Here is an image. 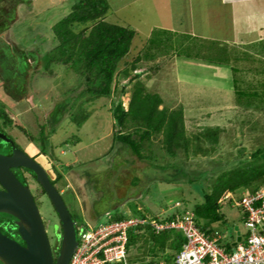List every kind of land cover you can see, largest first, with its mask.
<instances>
[{"label": "rangeland", "instance_id": "1", "mask_svg": "<svg viewBox=\"0 0 264 264\" xmlns=\"http://www.w3.org/2000/svg\"><path fill=\"white\" fill-rule=\"evenodd\" d=\"M74 1L0 0V49L3 43L9 44V51L22 54L23 64L27 65L16 68L11 62L8 64L4 60L8 59L7 54L1 50L0 78L3 77L0 79V112L9 118L13 116L11 118L15 121L5 130L25 152L37 156L51 176L56 178L59 173L63 175L59 186L68 192L63 195L77 221L90 222L92 226V223L104 220V213L108 210H121L129 218H137L133 216V208L137 207L146 212L149 219L157 220L191 211L195 204L202 201L203 187L209 189L221 172L253 159L252 154L264 148V108L260 100V96L264 97V37L253 45L240 46L242 50L236 52L239 58L237 60L233 56L232 62L239 70L230 69L228 65L226 68L227 46L226 51L216 57L217 64L200 65L189 59L181 60L179 53L173 52L175 48L170 49L169 45H163V51L157 53L154 59L138 62L143 81L150 90L162 96L164 103L161 107L184 108L188 137L201 133L205 127H219L221 130L220 142L214 148L209 141L201 142L202 149L209 150L207 154L194 151L186 154L180 149L175 159L163 157L165 151L161 148V134L153 138L152 147L158 150L155 163L165 166L175 162L180 166L164 171L152 166L147 158L139 159L131 152L119 153L121 144L113 141L116 131L113 108L118 102L115 91L111 97L102 96L86 102V94L80 93L78 86L81 76L72 68L54 63L52 74L45 71L41 57L58 44L52 26L71 11ZM108 1V20L115 21L116 17L110 19L115 0ZM126 1L129 0H118L117 3ZM255 4L249 2L245 9L248 11ZM2 7L13 11V20H7ZM146 7L139 2L137 10L124 9L119 15L129 22L140 24L145 33L149 32L147 29L151 24L163 26L167 23V5L157 6L158 14L153 17L147 14ZM155 31L153 37L159 41L161 35ZM259 35L264 36V27L259 29ZM139 38L135 42L148 37L141 35ZM244 38L249 40L248 36ZM180 39L185 38L180 36ZM204 45V49L210 51L217 43L207 42ZM175 46L181 53L187 50L178 43ZM133 48L126 58L129 64L136 56ZM208 52L194 54L202 57L203 53L208 55ZM3 62L7 64L5 68ZM125 66L126 63L122 68ZM127 80L122 76L115 81L113 89L116 85L121 87ZM225 80L227 83L224 84ZM129 98V92L122 97L126 109ZM86 113L88 118L83 119ZM72 117L81 119V123L77 124ZM40 131H44V134ZM44 147L46 154L40 151ZM174 174L182 175V178L172 182L161 180L163 176ZM190 178L195 179V184L190 182ZM31 183L39 192V186L33 179ZM247 190H237L221 203L224 220L215 224V228L221 232L222 240L231 245L233 239L237 238L236 225L242 232L247 231L243 211L235 205L242 198V192ZM38 192L42 202L39 208L46 222L47 218L53 219L55 214L54 217L50 215V212H54L50 201ZM229 198L233 201L229 202ZM45 225L50 238L57 243L55 226L49 222ZM136 250L132 248L131 253ZM143 256L144 262L154 259L147 251ZM161 256L159 253L154 261L163 260Z\"/></svg>", "mask_w": 264, "mask_h": 264}, {"label": "trees", "instance_id": "2", "mask_svg": "<svg viewBox=\"0 0 264 264\" xmlns=\"http://www.w3.org/2000/svg\"><path fill=\"white\" fill-rule=\"evenodd\" d=\"M109 9L108 0H75L71 11L52 26L58 44L41 57L45 71L52 74L54 63L72 68L81 76L78 86L80 93L86 94V102L102 96L111 97L116 92L118 102L113 108L114 126L116 127L113 141L115 144H121L119 153L121 151L126 154L131 152L139 159L147 158L151 160L152 166L164 171L168 168L178 167L179 165L175 162H170L165 166L155 163L158 159V150L152 147V140L161 134V148L165 151L162 155L165 158L175 159L180 149H183L186 154L191 151L207 154L209 150H203L201 142L209 141L214 148L220 142V128L205 127L201 133L194 137H188L184 108H170L166 105L161 107L164 103L162 96L148 88L142 79L143 72L138 71V62L141 57L136 58L130 64L127 62L126 58L130 53L136 31L132 27L108 20ZM124 63L126 66L122 68ZM233 68L239 70L237 67ZM122 76L128 80L121 87L119 86L120 88L116 85L114 90L113 84ZM130 85L132 87L129 90ZM128 92L130 98L126 109L122 97ZM260 100H262L264 108V97L260 96ZM87 115L86 113V116L82 118H88ZM3 116L6 118L7 124L15 122L7 115ZM3 116L1 115V117ZM72 119L77 124L81 123V119L77 120L76 117H72ZM40 132L42 135L44 134V131ZM30 138L33 139L32 136ZM193 138L198 140L194 142ZM45 149L46 147L41 150L46 154ZM252 155L253 159L242 161L237 166L221 172L212 181L209 189L205 187L201 189L202 201L195 204L191 210L195 214V222L201 230L212 233L214 236L215 224L224 220L221 203L227 198L228 193L233 194L243 188L255 191L264 183V148L257 149ZM25 170L34 174L29 168H25ZM62 176L59 173L55 180L59 181ZM197 176L201 177V175ZM180 178L182 175L179 177L174 174L173 176H163L161 180L172 182ZM194 180V178H190L191 183ZM23 182L27 183V180H23ZM44 192L45 190L42 188V194ZM232 201L233 199L229 198V202ZM183 214L184 212L176 213L161 221H171ZM104 216V220H98L92 223V226L130 217L121 210H108ZM133 216L146 219L147 222L128 229L127 254L129 253V255L126 262L128 264H159L161 261L164 263L160 264H175L177 254L183 249L187 240L184 231L179 228H164L157 231L150 222L152 219H149L146 212L138 207L133 208ZM89 228L90 224L79 221L77 226L79 242L82 231ZM220 242H225L226 249L227 246L231 247L227 241L221 239ZM132 248H136V252L131 253ZM146 251L156 260L160 253L163 260L154 261L152 259L144 262L143 255ZM0 263L4 264L1 261Z\"/></svg>", "mask_w": 264, "mask_h": 264}, {"label": "crops", "instance_id": "3", "mask_svg": "<svg viewBox=\"0 0 264 264\" xmlns=\"http://www.w3.org/2000/svg\"><path fill=\"white\" fill-rule=\"evenodd\" d=\"M117 2L118 0H115V6L110 13V19L116 17L115 23H119L118 21H120L125 26L132 27L136 31L131 47L132 49L134 45H136L133 48L134 54H136L133 60L138 57H141L139 61L154 59L157 53L163 51V45H169L170 49L175 48L173 52L179 53L181 60L189 59L192 63H200V65L211 62L217 64L216 57L219 56L218 54H220V52L224 53L226 51L225 47L227 46V59H225L227 61L226 68L228 65L230 69H233L235 66L232 65L233 56L236 58V52L242 50L240 46L246 47V45H253L260 42L262 37H264L259 35V29L264 27V0H129L125 3ZM139 2L147 6L145 9L148 10L147 14L151 15V17L158 14L159 9L157 6L167 5L168 9L165 13L168 17L167 23L163 26L160 24H155V26L151 24L147 29L149 32L145 33L142 31L140 24L129 22L119 15V12L123 13L124 9L128 10L129 8V10H137L138 8L136 9V5ZM249 2H256V4L247 11L245 7H247ZM147 14L145 13L144 15ZM154 30H156L155 32H157L158 35H161L159 41L155 40L153 37ZM6 31H8V29ZM172 33H174V35H172ZM252 34L257 35L251 36ZM141 35H146L148 38L140 40V42H135L136 38H139ZM180 36L185 39L178 40ZM244 36H248L249 40H245ZM0 40H2V38H0ZM202 41L203 43H201ZM207 42L217 43L214 49H210V51L214 52L213 54L208 49H204V44ZM177 43L181 48H184V50L187 49L186 52H179V48L175 46ZM199 43H201V45H199ZM140 44H142V47ZM202 51H209V56L204 53L202 57L201 55L194 54L195 52ZM140 52L144 54L141 55ZM244 52L247 54L251 53L248 50H244ZM223 53L221 57L224 56ZM21 55L22 54L17 55L16 53V57L22 58L21 62H23V57H20ZM198 67L199 66H197V68ZM2 81H4V79H2ZM225 81L223 82L224 84L227 83V81ZM20 97L24 98V96Z\"/></svg>", "mask_w": 264, "mask_h": 264}, {"label": "built area", "instance_id": "4", "mask_svg": "<svg viewBox=\"0 0 264 264\" xmlns=\"http://www.w3.org/2000/svg\"><path fill=\"white\" fill-rule=\"evenodd\" d=\"M235 205L243 211L247 231L240 230L241 240L234 238L227 249L225 242H220L221 232L215 229L213 236L201 230L192 211L171 221L152 219L150 222L157 231L164 228L184 231L187 240L177 254L175 264H264V183L255 191H244ZM146 222V219L131 217L90 226L82 231L69 264H128V229Z\"/></svg>", "mask_w": 264, "mask_h": 264}, {"label": "water", "instance_id": "5", "mask_svg": "<svg viewBox=\"0 0 264 264\" xmlns=\"http://www.w3.org/2000/svg\"><path fill=\"white\" fill-rule=\"evenodd\" d=\"M0 140L12 146L10 154L0 152V213L13 216L15 234L9 236L0 230V261L4 264H69L78 247L75 220L60 191L51 182L44 166L19 148L7 133L0 131ZM31 169L45 189L61 220L55 225L61 246L55 253L43 221L41 211L30 187L13 171V168ZM236 225L235 229L238 230ZM237 240H241L237 231ZM236 244V242L234 243Z\"/></svg>", "mask_w": 264, "mask_h": 264}, {"label": "flooded vegetation", "instance_id": "6", "mask_svg": "<svg viewBox=\"0 0 264 264\" xmlns=\"http://www.w3.org/2000/svg\"><path fill=\"white\" fill-rule=\"evenodd\" d=\"M3 8V10L2 11H5L4 13L5 14H7V17H8V19L7 20H9L10 18V21L11 20H13V16H12V13H13V11H9V9H7L6 7L4 8V7H2ZM7 10V11H6ZM11 13V14H10ZM5 28H6V26H5ZM1 30V29H0ZM6 30H7V28H6ZM3 45L5 46H2V48H1V50H3V52H5L7 55V57H8V59H5L4 58V60H6V62L8 63V64H13L16 68H18L19 67V65L21 66H24V67H27V65H24L23 63H24V61L23 62H21V59L18 57H16V54L14 53V51H9V49H11V48H9L10 46H9V44L8 45H6V43H3ZM1 46V45H0ZM1 50H0V52H1ZM20 55V54H19ZM23 56V55H22ZM5 62V61H4ZM4 62L2 63V66L5 68V66L7 65V64H5L4 65ZM11 62V63H10ZM12 66V65H11ZM61 112V111H60ZM1 115H2V113L0 112V131H2V132H5V133H7V131L5 130V128L7 129V128H10V125H13V124H7L6 123V119H5V117L3 116V117H1ZM10 116H11V114H10ZM12 118H14L13 116H11ZM10 117V118H11ZM8 134V136H10L12 139H13V141L15 142V144L19 147V148H21L17 143H16V141L14 140V138L11 136V135H9V133H7ZM22 149V148H21ZM23 151H25L24 149H22ZM11 151H12V146L10 145V144H8V143H6V142H2L1 140H0V152L1 153H3V154H10L11 153ZM41 151V153L43 154V152H42V150H40ZM27 154H28V152H26ZM45 154V153H44ZM28 155H30V154H28ZM30 156H32V155H30ZM36 161H38L39 163H41L39 160H37V156H32ZM42 164V163H41ZM43 165V164H42ZM44 166V165H43ZM45 168V167H44ZM46 169V171H47V173H48V176H49V178H50V180H51V182L54 184V186L60 191V193H61V195H62V197H63V199H64V201H65V198H64V195L63 194H66V193H68L65 189H63V188H61L60 186H59V181H57V180H55L56 178L55 177H53V176H51V173H49V171L47 170V168H45ZM13 171L17 174V176L23 181V180H27V183L26 182H24L25 184H27L29 187H30V189H31V191H32V193H33V196H34V198H35V200H36V202H37V204H38V207H39V205H42V202L39 200V196L37 195V189L36 188H34L33 187V184L31 183V180L33 179L35 182H36V184L39 186V192L41 193V195H43V196H46V198L50 201V205L52 206V209H53V213L52 212H50V215H52V217H54L53 215L55 214V217L53 218V219H46V222H49V223H51L53 226H55V225H59L60 227H59V233H62V228H61V220H60V217H59V215H58V213H57V211H56V209H55V207H54V205H53V203L51 202V200H50V198L48 197V195L46 194V191L42 194V185L37 181V179H36V177H35V175L34 174H32V173H30L29 171H27V170H25V167H17V168H13ZM53 180V181H52ZM55 181V182H54ZM0 189H3V187H2V185L0 184ZM44 189V188H43ZM45 190V189H44ZM38 192V193H39ZM39 193V194H40ZM65 203H66V201H65ZM67 204V203H66ZM68 206V205H67ZM69 208V207H68ZM40 209V208H39ZM70 210V209H69ZM71 212V211H70ZM71 214H72V212H71ZM42 215V214H41ZM72 217H73V219L75 220V218H74V215L72 214ZM42 218H43V216H42ZM56 218V219H55ZM13 216H11V215H9V214H6V213H0V230L3 232V233H5V234H7V235H9V236H12V235H14L15 234V232H14V230H13V228L15 227V224L13 223ZM92 219H94V218H92ZM43 221H44V218H43ZM45 222V221H44ZM45 222V223H46ZM88 224H90V222H87ZM75 225H76V231H77V226L79 225V221H77V220H75ZM49 238H50V236H49ZM56 241H57V243H55L53 240H52V238H50V240H51V244H52V247H53V250H54V255H55V258L57 257V255H58V251H59V249H60V246H61V240H60V238H57L56 237ZM79 241V240H78Z\"/></svg>", "mask_w": 264, "mask_h": 264}, {"label": "clouds", "instance_id": "7", "mask_svg": "<svg viewBox=\"0 0 264 264\" xmlns=\"http://www.w3.org/2000/svg\"><path fill=\"white\" fill-rule=\"evenodd\" d=\"M124 104V103H123ZM249 190V189H248ZM244 192V191H243ZM242 192V193H243ZM229 194V193H228ZM231 194V193H230ZM187 212V211H186ZM91 226V225H90ZM239 226V225H238ZM218 230V229H217ZM241 229H240V227L238 228V230H236V231H240ZM237 237H238V233H237Z\"/></svg>", "mask_w": 264, "mask_h": 264}]
</instances>
